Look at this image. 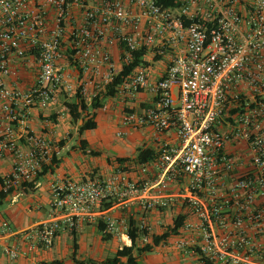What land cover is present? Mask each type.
<instances>
[{
  "label": "built area",
  "instance_id": "1",
  "mask_svg": "<svg viewBox=\"0 0 264 264\" xmlns=\"http://www.w3.org/2000/svg\"><path fill=\"white\" fill-rule=\"evenodd\" d=\"M176 1L0 0V153L12 156L0 191L33 180L52 154L42 134L25 132L18 143L13 124L56 93L79 88L91 99L139 49L147 64L110 97L133 101L145 91L151 102L124 108L116 135L148 127L157 153L107 175L55 182L48 218L19 231L0 222V249L10 259L22 250L8 240L21 237L26 251L47 247L80 222H102L127 245L128 227H136L143 245L154 234L149 213L175 205L183 220L169 238L173 247L200 264H264V0ZM111 47L119 49L116 62ZM28 55L37 66L33 85L8 89L11 60ZM156 62L164 69L150 78ZM168 131L173 145L161 142Z\"/></svg>",
  "mask_w": 264,
  "mask_h": 264
},
{
  "label": "crops",
  "instance_id": "2",
  "mask_svg": "<svg viewBox=\"0 0 264 264\" xmlns=\"http://www.w3.org/2000/svg\"><path fill=\"white\" fill-rule=\"evenodd\" d=\"M110 52H111L113 61L116 62L118 60L119 49L116 47H111ZM61 63H62V60L59 61V64ZM10 65L12 69L15 71V73L8 75L7 77L4 78V84L8 89L25 90L28 87L33 85L36 75H37V66H36L34 59L30 55L26 56L24 59H21V60L13 59L11 60ZM116 67L117 68L119 67L118 63H116ZM62 68L65 72H70L72 76L74 77L76 76L75 71H73L72 68H69V67H62ZM148 68H149V71H148L149 77L156 78L161 75L164 69V66L157 65V62H156V63L149 65ZM71 97H72V94L56 93L53 95L52 99L49 101V104L46 107L42 108V107H39L38 105L31 107L26 118L24 119L22 123L16 122L13 124L14 132L18 136L22 135V137L17 139V142L18 143L25 142L23 138L25 132L42 134L50 141L51 153L54 152L55 155L57 156L58 150L66 145L67 139L71 136V133L68 131L69 130L68 127H73L74 129L77 130L79 124L81 123L80 120H77L75 123L70 122V117L67 114V110H66V107L64 106V102L70 100ZM150 100H151L150 95L145 91H141L140 93H138L135 100L133 101H131V99L124 101L120 97H116V98L106 97L103 99L102 107H99L98 109L95 110L94 119L96 121V125L100 123L101 121H103V119L105 118H111L119 124V118L124 108H126L127 106L129 107L132 106L135 109H137L140 105L144 106V105L149 104L151 102ZM52 114L55 115L54 120H51L50 118ZM1 124H2V119H1V110H0V127H1ZM150 133H151V129L147 127V128L140 129V130L130 131L128 134L123 135V136L128 138L130 141L138 142L136 144L137 146L136 149L138 147H149V148L156 150V144L151 143L149 140ZM160 137H161V142L162 141L168 142L170 145H173L176 143V139L173 136L172 131L163 133L161 134ZM61 139H63V142L60 145V147H58V141ZM81 139H84V138H81V137L78 138V147H79V141ZM88 149L86 150V152L88 151ZM134 156L135 154L133 156H126V155L113 156L112 158L106 159V163H105L106 166L101 171L97 172L96 170L97 168H94V170L88 172L85 175L77 176V178H73L69 176L68 174H65L64 172L55 171L54 169L57 165L56 164L53 167L52 171H46L39 177L41 178V177L49 175L48 179L46 180V184L44 185L46 186L45 190L48 193H50V196H51V200L48 201L49 208H48L46 216H42L41 218L39 217L38 219L34 220L33 222H30L29 224L25 226H19L13 229L15 231H19V230L28 228L32 224L37 223L50 216L51 202L53 200V194L51 191V187L55 182H61V181H64L65 179H71V180L77 181V180H81L83 178L89 177L92 174L93 175H107L111 173V171L114 170L117 166H120V165H127L128 168H131L132 166H134V160L132 159ZM115 157H127L129 158V160L123 163H117L113 161ZM11 163H12L11 154L8 151H2L0 153V176L7 173L10 170ZM129 175L130 177H134V178L136 177L134 169L132 171L130 170ZM39 178L35 182L34 189L37 186H39L38 185ZM33 190L28 191L27 193H22L18 190L17 191L14 190L9 195H7L3 201L8 199L9 197H11L10 201L13 200V197H15L16 194L19 192L24 195H30V193ZM18 203H19L18 205L20 206H24L27 204V202H25L24 199H20ZM120 212L121 210L117 211L116 213H120ZM179 212L180 211L178 210V207H176L175 205H171L169 207L159 209L156 211H151L149 213V220L152 225L153 233L154 234L161 233L164 230L165 226L171 224L173 216H175ZM95 227H96L95 224L87 223V222H80L76 226L75 237L77 239L76 240L77 250L83 244L82 231L84 229H86L87 231H90L92 230V228L96 229ZM62 232H64L68 236L70 235L66 231H60L59 233L56 234L54 238H52L50 245H48L47 247L43 245H39L30 251L25 250L26 242L22 240L21 237L19 236H16L14 239L8 240V242L17 243L18 247L22 250V252L16 258L10 259L7 255L2 253L0 249L1 254L5 258L4 264H43L44 262H49L52 260L60 261L57 264H78V263L73 262L72 260L68 262H63L62 260L57 259V258L45 259L42 257V254L39 253V251L44 252L45 250L50 249L51 247H54L56 240H58L60 233ZM115 236L118 239L119 237H122V236L126 237V235L123 233L121 234V236L119 235H115ZM170 236L165 241H162L159 245L154 247L153 249L162 248L164 247V245L165 246L170 245L168 246V248H166V250L164 251L162 250V254L164 255V257H167L169 259H174V261H172V264H175V263L180 264V261H183V260L185 261L186 258L182 257L183 254H186L187 256H189L188 258L189 260H195V264H200L198 258L195 255L190 254L189 252L183 249H177L173 247L169 243ZM143 254L140 255L139 257L143 256Z\"/></svg>",
  "mask_w": 264,
  "mask_h": 264
},
{
  "label": "rangeland",
  "instance_id": "3",
  "mask_svg": "<svg viewBox=\"0 0 264 264\" xmlns=\"http://www.w3.org/2000/svg\"><path fill=\"white\" fill-rule=\"evenodd\" d=\"M157 65H162L157 62ZM71 123L76 121L70 120ZM120 125L111 118H105L98 123L95 128L78 131L73 127H68L71 136L67 139L65 146L58 150V163L55 171L64 172L73 178L85 175L88 172L97 168V172L101 171L106 165V159L117 155L133 156L136 154V144L138 142L130 141L124 136H117L115 132ZM86 140V149L97 150L98 156L91 155L78 147V138ZM63 140V139H62ZM61 144H58L60 147ZM114 161V160H113ZM48 176L39 178V183L30 195L17 193L13 200L9 197L0 205V222L6 221L10 227L17 228L25 226L34 220L46 216L51 200L50 193L45 190L44 186ZM20 199L27 202L26 205H18ZM42 202V203H41ZM96 228V227H95ZM71 235V234H70ZM69 235V236H70ZM64 232L60 233L54 247L43 251H39L45 259L57 258L63 262L71 261V237ZM83 244L76 252V258L79 260H93L94 264H100L105 257L114 255L116 248L126 245L128 240H122L112 235L110 239L103 240L101 232L97 229L82 231ZM170 245H164L162 248H156L143 254L138 258L139 264H172L174 259L164 257L162 250H166ZM185 261H180V264H195V260H189V256L183 254ZM5 258L0 252V264H4ZM176 264V263H175Z\"/></svg>",
  "mask_w": 264,
  "mask_h": 264
},
{
  "label": "trees",
  "instance_id": "4",
  "mask_svg": "<svg viewBox=\"0 0 264 264\" xmlns=\"http://www.w3.org/2000/svg\"><path fill=\"white\" fill-rule=\"evenodd\" d=\"M157 4L163 7H173L177 5L176 0H155ZM145 50L139 49L134 50L131 53V60L123 63L121 65L120 70L116 73V75L111 80L110 84L106 87L104 91H101L96 96L92 97L91 99L87 100L85 97L82 96L79 88L72 94L70 100L64 102V106L66 107L67 114L70 117V120L77 121L80 120L81 123L78 126V131L93 129L96 127L95 121V110L102 106L103 99L106 97L113 96L116 91V87L121 83L123 78L129 74V72L139 64H147L146 61L142 59ZM54 116H50L51 120H54ZM63 140H59L58 144H62ZM86 141L81 139L79 141V148L86 151ZM87 153L97 156L99 154L98 151L88 149ZM156 151L149 147H138L136 149V154L132 158L134 162H145L151 160L156 155ZM129 160L127 157H115L114 161L117 163H123ZM58 158L53 152L51 154L50 160L48 163L42 165L41 170L37 173L35 178L29 182L22 183L19 187L10 188L7 191H0V205L2 204L3 200L9 195L12 191L18 190L22 193H27L31 191L35 187V182L37 179L46 171H52L53 167L58 163ZM93 176L90 175V177ZM104 207H108L109 203L103 205ZM183 220V215L178 214L177 216L173 217L172 222L170 225L165 226L164 230L158 234H152L150 237V242L140 245L137 243V239L140 236L136 227H128L127 236L129 237L131 243L130 245H122L120 248L115 250V253L111 257H105L100 264H139L138 257L143 253L151 251L154 247L159 245L162 241L167 239L170 235L176 233L178 227L181 225ZM130 225H132L130 223ZM96 229L101 232V238L103 240L110 239L112 234L106 233L104 231V224L102 222H98L96 225ZM142 234V233H141ZM71 260L78 264H94L96 261L93 260H78L76 258L77 252V242L75 237V231L73 230L71 233ZM60 261L52 260L49 262H44L43 264H57Z\"/></svg>",
  "mask_w": 264,
  "mask_h": 264
},
{
  "label": "bare ground",
  "instance_id": "5",
  "mask_svg": "<svg viewBox=\"0 0 264 264\" xmlns=\"http://www.w3.org/2000/svg\"><path fill=\"white\" fill-rule=\"evenodd\" d=\"M122 240H123V241L125 240V237H124V236H122Z\"/></svg>",
  "mask_w": 264,
  "mask_h": 264
}]
</instances>
